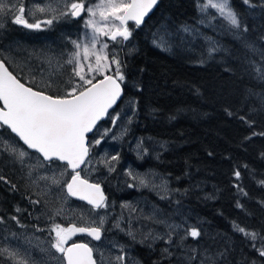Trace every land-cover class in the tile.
I'll return each instance as SVG.
<instances>
[{
	"label": "trees",
	"instance_id": "trees-1",
	"mask_svg": "<svg viewBox=\"0 0 264 264\" xmlns=\"http://www.w3.org/2000/svg\"><path fill=\"white\" fill-rule=\"evenodd\" d=\"M196 2L159 0L143 26L132 31V50L118 56L124 64L125 93L116 109L124 101L134 102L125 140L139 139L141 150H147L136 158L123 148L119 156L166 177L168 193L158 200L163 214L173 221L184 219L203 233L198 241L172 237L163 249L137 244V258L141 264H187L193 255L189 249L196 248V259L189 264H200L206 256L214 264H264L257 251L262 241L236 230L238 225L264 236V83L244 71L247 58L259 62V55L249 53L226 28L207 34L230 55L209 58L206 41L192 48L174 44L168 52L152 46L155 29L175 33L194 26ZM230 2L248 27L244 35L249 42L264 48L259 40L264 35V0H252L254 7L242 0ZM154 142L161 146L155 154L148 147ZM102 186L108 201L118 203L124 197L117 177ZM11 201L7 197L5 202L19 205Z\"/></svg>",
	"mask_w": 264,
	"mask_h": 264
},
{
	"label": "snow or ice",
	"instance_id": "snow-or-ice-1",
	"mask_svg": "<svg viewBox=\"0 0 264 264\" xmlns=\"http://www.w3.org/2000/svg\"><path fill=\"white\" fill-rule=\"evenodd\" d=\"M158 2L159 0H98L96 3L88 4L87 0H47L46 3L35 4L29 9L24 0H20L18 4L12 5L11 22L27 29L42 30V26L50 27L62 18H82L85 15L87 19L84 26L86 29H91V32H86L82 38L71 41L74 51L65 63L72 65V69L69 79L64 82L63 94L53 95L44 90H34L32 86H27L9 71L4 60H0V127L7 126V129H10L11 133H14L28 149L39 153L43 161L49 164L63 162L64 171L60 172V176H70L67 181L63 182L67 195L90 205L89 216L95 212V218L91 219L81 215L80 220L83 226H78L76 223H70L67 227L59 223L51 225L49 235L54 233V236H52L50 246L60 254L55 258L61 264H97L94 247L89 246L88 243L69 244L68 242L77 234H86L95 241H101L106 222V210L110 207L101 185L91 183L81 175V172L85 171L87 165L91 163L90 148L99 145L112 131V128H105L100 138L92 143L88 140V134L94 129L99 131L98 122L105 117L110 119L113 127L120 120V113L109 112V110L113 109L123 92L121 85L125 81L124 64L115 53L106 51L110 46L102 42L100 37H107L116 44L128 41L132 35L129 21L139 27ZM242 3L251 7L255 6L252 0H242ZM197 9L200 13L198 21L200 25L211 26L214 21H221L228 32L240 41L243 48L253 55H259V62L247 58L244 71L264 83V48H257L255 43L249 42L244 35L248 32V27L240 19L230 0H197ZM210 9L215 12H210ZM8 11V6L0 2V15L7 14ZM41 15L48 18L41 20L39 18ZM29 17L34 19L30 22ZM2 26L0 24V27ZM181 31L186 37L205 39L209 58H213L217 53H228V50L223 48L218 41L205 37L199 28L185 25ZM259 40L264 41V35L260 36ZM153 42L158 47L167 50L172 45V37L164 31L162 34L157 33ZM203 62V60L200 61V63ZM97 77L102 78L97 79ZM32 82L35 83V80L33 79ZM53 83L55 82L44 83L43 86L51 89ZM261 99L264 100V97ZM131 103L134 106V102ZM241 119L243 120L244 117ZM126 131L124 129L122 134ZM112 138L116 139L115 136ZM3 145L4 151L14 156L20 163H23L29 156L27 151L7 141H4ZM111 159L118 160L119 157L113 156ZM82 165L85 166L84 169L81 168ZM39 166L43 167V162ZM68 169L71 170L70 173ZM114 170V167L109 166V171ZM127 175L138 180L141 185L148 186L143 177L133 175L131 171ZM234 175L239 178L240 172L236 171ZM44 179H51L56 185L61 183L55 175L51 178L44 177ZM0 181L11 183L2 175H0ZM260 183L264 185V180ZM132 186L129 185V187ZM11 187L15 189L16 186L12 184ZM31 202L40 203L39 200ZM121 207L127 206L122 205ZM99 210H105V213L101 214ZM16 211L19 212L20 209L17 208ZM61 211L58 210L56 215H60ZM12 219L17 220V217L13 216ZM114 226L120 228L119 221ZM168 227L170 231L166 234V239L162 236L153 237V239H165V243L171 244L173 234L180 228L184 229L180 237L182 241L188 238L198 241L203 235L202 229L196 225L182 224L168 225ZM37 230L42 231V229ZM236 230L252 241L260 239L262 245L257 251L260 256L264 257V236L248 232L238 225ZM127 234L135 240L136 237L132 231H128ZM151 235V233L148 234V236ZM147 238L146 236L145 239ZM252 246L255 248V243ZM164 251L168 253L167 248ZM189 251L193 253L188 257L189 261L195 260L194 253L197 249L190 248ZM168 254L171 255V253ZM0 256H7L12 264H36L27 251L22 254L18 249L3 247L0 248ZM117 259L123 262L125 257L121 255ZM200 264H214V261L212 257L206 256Z\"/></svg>",
	"mask_w": 264,
	"mask_h": 264
},
{
	"label": "rangeland",
	"instance_id": "rangeland-1",
	"mask_svg": "<svg viewBox=\"0 0 264 264\" xmlns=\"http://www.w3.org/2000/svg\"><path fill=\"white\" fill-rule=\"evenodd\" d=\"M0 2L7 5L9 9L7 14L0 15V24L3 25L0 27V60H4L11 72L26 85L51 92L53 95L63 94L64 82L69 79L72 69V65L65 63L74 51L71 41L82 38L86 32H91V29H86L84 26L87 16L85 15L77 21L73 18H62L55 21L50 27L42 26V30H23L11 22L12 5L18 4L20 0H0ZM46 2L47 0H24L26 7L29 9L35 4ZM96 2L98 0H87L88 4ZM209 11L215 12V10L211 9ZM197 13L199 21L200 13L198 9ZM39 18L44 20L48 17L41 15ZM29 19L31 22L34 18L29 17ZM198 21L193 27L199 28L205 37H208L207 31L219 34L221 30L218 29L226 28L219 20L214 21L211 26L200 25ZM12 29L19 34H24V37L16 34L12 35ZM135 29L134 26H131L132 31ZM181 29L175 33H169L164 27L155 29L151 34L152 46L168 52L174 44L192 48L199 41H205L203 38L192 39L186 37ZM164 31H167L172 37V45L167 50L158 47L153 42L154 36L157 33L162 34ZM100 40L109 44L110 47L106 51L115 53L117 56L122 51L130 52L134 47L131 37L128 41H123L120 44H116L103 36L100 37ZM97 47L99 48V45ZM100 78L102 77H97V79ZM33 79L35 83L32 82ZM52 82L55 83H53L51 89L44 88V83ZM133 109V103L124 101L118 109L113 111L120 113V120L117 125L113 127L108 118L105 123L99 126V131L96 130L93 136L89 138V142L92 143L95 139L100 138L105 128H112V131L108 136L104 137L99 145H94L90 148L91 163L87 165L85 171L81 172V175L85 176L89 182L101 185L112 176L117 177L124 188L122 195L124 197L118 203L108 201L110 207L106 210L105 237L103 241L94 243L88 240H78L79 238L75 240L88 243L89 246L94 247L97 264H141L138 258L137 263L130 260L132 252L130 243H142L149 247L159 246L160 249H163L169 245L165 243L166 234L170 231L168 225H191L184 219L177 221L167 219L163 214L158 200L168 193L169 183L166 177L146 167L139 169L135 164L122 161L120 158L119 154L123 148L134 152L136 158L141 155V146L138 147V145H141L139 139L135 142L125 140L130 129L129 120L131 121ZM124 129L127 131L122 134ZM113 136L116 139H113ZM7 138L6 141L9 144L14 141L11 137ZM148 147L155 154L161 146L160 143L154 142V144H148ZM113 156H118L119 159L112 160L111 157ZM9 160L10 164H17L14 156L9 158ZM41 162L38 157L30 153L26 164V172L23 176L21 175L28 189L24 199L29 204L34 205L32 214L29 215V220L30 224H33L35 228L24 229L23 232H20L0 225V248L18 249L22 254L27 251L31 254V259L36 264H61L55 258L59 257L60 254L56 253L55 249L50 246L52 236H54V233L51 236L49 235L51 225L59 223L67 227L70 223H76L78 226H83L80 220L81 215L83 214L86 218L91 219L95 218V212L89 216V206L75 202L67 197L63 182L67 181L70 176H60V172L64 171L63 165L56 162L47 166L43 162L44 166L40 167L39 164ZM19 165L21 166V163ZM109 166L114 167L115 170L109 171ZM130 171L133 175L143 177L148 186L141 185L138 180H134L132 176L127 175ZM54 175L61 180L59 185L53 184L51 179H44V177L51 178ZM130 184L133 186L129 187ZM35 200H39L40 203L33 204L31 202ZM122 205L127 207H121ZM58 210H62L60 215H56ZM99 211L101 214L105 213V210ZM117 221L120 223V228L114 226ZM37 229H42V231ZM183 230V228L178 229L173 234V237L180 238ZM128 231H132L135 234V240L127 234ZM149 233L152 235L148 236ZM146 236L148 237L147 239H145ZM159 236L165 237V239H153V237ZM121 255L125 257L123 262L117 259ZM0 264H12V261L7 256H0ZM187 264H189V260Z\"/></svg>",
	"mask_w": 264,
	"mask_h": 264
},
{
	"label": "flooded vegetation",
	"instance_id": "flooded-vegetation-1",
	"mask_svg": "<svg viewBox=\"0 0 264 264\" xmlns=\"http://www.w3.org/2000/svg\"><path fill=\"white\" fill-rule=\"evenodd\" d=\"M17 26H19L23 30L27 29L21 25H17ZM129 28L131 29V25H129ZM34 90L37 89L34 88ZM7 137H11L12 139H14V141H12L11 144H14L15 146H17V148H21L27 151L29 154L31 153L6 128L0 127V175L4 176L8 181L11 182L10 184H8L3 181H0V199H1L0 220H2V222H0V225L6 228L15 229L20 232H23L24 229L35 228L33 224H30V220H29L30 217L29 215L32 214L34 205L29 204V202H27L24 199V195L26 194V192H28V189L25 186V180L21 177V175L23 176L24 173L26 172V164L28 163V157H26L24 162L21 163V166L19 165L20 162L16 158L15 159L17 160V164L16 163L10 164L9 158L13 156L11 155L9 156L8 152L4 151V145H3V142L8 139ZM32 154L38 157L42 162H44L36 153H32ZM45 164L47 166L49 165V163H45ZM12 184L16 186L15 189L11 187ZM7 197L12 200L11 202L14 201L19 202V205H15L14 203H12L11 205H7L5 202L7 200ZM17 208L20 209L19 212L16 211ZM13 216L17 217V220H13L12 219ZM104 234L105 233L103 232L102 240L99 242L93 241L88 236L75 235L72 237L71 240H69L68 243L69 244L73 242L84 243L81 241H75L77 238H79L78 240L82 239L84 241L88 240L90 242L100 243L103 241L105 237ZM130 246L132 247L130 260L135 261L137 263V243L135 244L130 243Z\"/></svg>",
	"mask_w": 264,
	"mask_h": 264
},
{
	"label": "water",
	"instance_id": "water-1",
	"mask_svg": "<svg viewBox=\"0 0 264 264\" xmlns=\"http://www.w3.org/2000/svg\"><path fill=\"white\" fill-rule=\"evenodd\" d=\"M158 4H159V2H158ZM158 4L153 8V10L148 14V16H146L145 17V19H144V22L139 26V27H136L135 26V24H134V22H132V21H129V25H134L136 28H141L142 26H143V24L145 23V21L153 14V12L155 11V9L157 8V6H158ZM75 20H79L80 18H74ZM118 39H120V38H118ZM10 71V70H9ZM121 87H122V85H121ZM122 89H123V87H122ZM123 96H124V90H123V92H122V95H121V98L117 101V103H116V105H114L113 106V109H110L109 110V112H113L116 108H117V106L121 103V101L123 100ZM108 119V117H105V118H103L101 121H99L98 122V127L102 124V123H104V122H106V120ZM4 128H6L7 129V126H4ZM10 133H11V131H10V129H7ZM96 131V129H94L93 130V132L92 133H89L88 134V139H89V137H91L93 134H94V132ZM13 136H15V134L14 133H11ZM16 137V136H15ZM18 140H19V138L18 137H16ZM20 141V140H19ZM20 143L26 148V149H28L27 148V146L26 145H24L23 144V142L22 141H20ZM31 153H36L42 160H43V157L39 154V153H37V152H35V150H33V149H28ZM45 163H48L47 161H44ZM57 163H59V164H61V165H63V162H57ZM85 166L84 165H82L81 166V168L83 169ZM68 171L70 172L71 170L70 169H68ZM101 188H102V190H103V187L101 186ZM104 192V191H103ZM105 194V193H104ZM66 195H67V191H66ZM106 196V195H105ZM67 197L69 198V199H71V200H73V201H75V202H79V203H83V204H85V205H87V203L85 202V201H81V200H79V199H77V198H75V197H70V196H68L67 195ZM87 206H89V207H91L90 205H87ZM78 236H87L86 234H77ZM89 237V236H88ZM90 239H92L91 237H89ZM93 240V239H92ZM93 241H95V240H93ZM95 242H99V241H95Z\"/></svg>",
	"mask_w": 264,
	"mask_h": 264
},
{
	"label": "bare ground",
	"instance_id": "bare-ground-1",
	"mask_svg": "<svg viewBox=\"0 0 264 264\" xmlns=\"http://www.w3.org/2000/svg\"><path fill=\"white\" fill-rule=\"evenodd\" d=\"M122 84H123V83H122ZM124 93H125V92H124ZM107 120H108V119H107ZM107 120H106V121H107ZM92 136H93V135H92ZM92 136H91V137H92ZM89 140H90V139H89Z\"/></svg>",
	"mask_w": 264,
	"mask_h": 264
}]
</instances>
